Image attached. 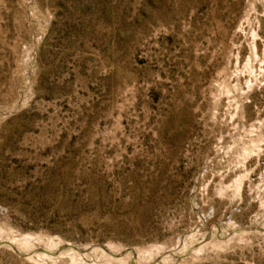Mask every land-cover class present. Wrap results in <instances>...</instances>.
I'll return each instance as SVG.
<instances>
[{
  "label": "rangeland",
  "instance_id": "rangeland-1",
  "mask_svg": "<svg viewBox=\"0 0 264 264\" xmlns=\"http://www.w3.org/2000/svg\"><path fill=\"white\" fill-rule=\"evenodd\" d=\"M0 264H264V0H0Z\"/></svg>",
  "mask_w": 264,
  "mask_h": 264
},
{
  "label": "bare ground",
  "instance_id": "bare-ground-1",
  "mask_svg": "<svg viewBox=\"0 0 264 264\" xmlns=\"http://www.w3.org/2000/svg\"><path fill=\"white\" fill-rule=\"evenodd\" d=\"M256 50V49H255ZM256 58V57H255ZM250 65V64H249ZM240 73V72H239ZM246 93V92H245ZM243 100V99H242ZM245 100V99H244ZM229 105V104H228ZM242 115V114H241Z\"/></svg>",
  "mask_w": 264,
  "mask_h": 264
},
{
  "label": "water",
  "instance_id": "water-1",
  "mask_svg": "<svg viewBox=\"0 0 264 264\" xmlns=\"http://www.w3.org/2000/svg\"><path fill=\"white\" fill-rule=\"evenodd\" d=\"M129 249H131V248H129ZM124 250H122L121 252H123ZM132 251V250H131Z\"/></svg>",
  "mask_w": 264,
  "mask_h": 264
}]
</instances>
